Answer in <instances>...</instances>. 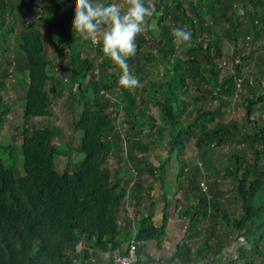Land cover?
<instances>
[{
	"label": "trees",
	"instance_id": "1",
	"mask_svg": "<svg viewBox=\"0 0 264 264\" xmlns=\"http://www.w3.org/2000/svg\"><path fill=\"white\" fill-rule=\"evenodd\" d=\"M12 1L0 0L1 52L8 54L6 37L20 23L23 28L15 38L16 52L6 59L20 68V112L25 125L19 145L22 167L10 162L15 158L11 148H4L9 152L7 159L0 156V264H88L89 252L79 249L84 244L96 255L103 252L111 259L114 254L122 255L124 244L131 242L138 246L137 264H153L147 245L161 248L173 214L185 222V238L169 259L154 264H264V120L253 118L264 107V83L257 78L264 70L257 66L256 78L254 72L246 71L255 58V43L264 40V0L152 2L155 14L148 20L146 33L137 37L136 54L127 58V64L139 80L149 66L166 64L165 80L147 84L156 101L155 115L143 110V98L137 100L138 87L131 91L119 85L121 70L104 56L102 45L90 39H83L81 46L76 43L79 34L70 23L71 0H14V5ZM32 10L39 12L34 23L17 13ZM173 28L192 33L190 47L180 44L186 60L176 56ZM250 36L252 48L247 51L249 44L245 43L241 56L240 38L246 41ZM45 40L51 43L50 49ZM223 40L235 45L231 56L235 70L227 75L215 63ZM83 45H94L100 62L83 56ZM197 56H202L203 63ZM108 68L113 71L108 73ZM5 72H0V126L7 113L2 90L8 77ZM63 80L67 81L69 106L80 108L71 124L81 133L77 151L82 159L73 164L71 172L55 167V158L66 157L68 152L52 144L54 128L28 123L50 115L53 100L63 91ZM243 90L248 93L242 107L249 126L244 130L234 121L222 120L228 105L225 97H242ZM203 92L219 103L217 108L198 106L208 99ZM109 93L123 97L124 106ZM189 106L196 114L193 120L188 119ZM118 108L130 128L138 117L137 133L125 139V160L113 169L108 158L116 153L119 158L123 146L113 124V111ZM192 139L195 164L180 157ZM231 141L248 144V148L229 149L227 162L218 158L217 167L214 152ZM158 145L166 147L167 155L155 156V165L148 157ZM171 155H175L174 181L182 198L175 193L170 204L164 190ZM219 167L232 179V190L216 178ZM205 175L204 189L200 178ZM126 199L133 202L136 229L127 216L125 226L120 225ZM157 213L159 224L153 221ZM233 244L239 246L230 253Z\"/></svg>",
	"mask_w": 264,
	"mask_h": 264
},
{
	"label": "rangeland",
	"instance_id": "2",
	"mask_svg": "<svg viewBox=\"0 0 264 264\" xmlns=\"http://www.w3.org/2000/svg\"><path fill=\"white\" fill-rule=\"evenodd\" d=\"M8 2V0H6ZM109 4L111 3H120L121 5H124V0H107ZM93 2H100L105 4L104 0H93ZM154 2V0H152ZM209 2V0L207 1ZM74 3V2H73ZM15 2L14 0L12 1V5H14ZM75 5V4H74ZM21 17H24V19L27 22H32L34 23L39 15V12L36 10H32L30 12L24 11V12H18ZM18 15V14H17ZM73 18L70 19V23L72 24V21L75 16V11L73 13ZM188 27V26H187ZM22 25L20 23H17L15 26V30L13 33H9L6 37V49L8 52L3 54L1 52V42H0V72L2 70H5V73H8V77L4 78L3 84L4 88L3 90V99L5 101V105L7 106V113L3 115V123L2 126H0V156L3 159H7L8 157V151H5L4 148L9 147L12 150L13 156L15 157L13 160L10 162L17 166V168H21L23 164V157L21 155L19 145L21 143V129L23 125H25V122L21 116V107L23 105V88L21 86V73L19 72V66L15 62L12 61V59L7 60V57L12 58V53L16 52L15 51V41H16V35L17 33L22 30ZM147 28V27H146ZM42 32L44 33L45 30L43 29ZM143 33H146V29ZM79 35H75V41L77 44L81 46V43L83 39L85 38L78 33ZM155 34H158L155 32ZM149 40L151 39L150 37L148 38ZM252 37L250 36L246 41L240 38V43H239V50L238 52L240 55H244V46L245 43H248L249 45L246 46V50L249 51L250 48H252V43H251ZM264 40H258L255 43V58L253 62H249L248 66L246 68L247 72H250L252 74L253 72L255 73L254 78H256V70L257 66H263L264 70ZM91 42V40H90ZM92 43V42H91ZM45 44H47V48L50 49L51 43L48 40H45ZM93 44V43H92ZM93 47H89L86 45H83L82 47V55L87 56L88 58L95 60L97 62H100L101 59L97 56L96 50ZM154 50V48L152 47ZM220 50H221V55L215 58V63L217 67L222 71V75H227L231 74L234 72V65H235V60L232 59V55L235 52V45L230 42L229 40H223V42L220 44ZM52 50L49 51V55H51ZM105 56V55H104ZM176 56L177 58H180L181 60H186L187 59V54L185 52L184 47L181 45H177L176 48ZM5 57V58H4ZM106 57V56H105ZM198 59L203 63L202 56H197ZM174 58V56H173ZM66 59H62L61 62H65ZM109 60H111L109 58ZM62 65H65L63 64ZM111 63L115 65V63L111 60ZM166 64H161L158 65V68L155 67L156 65L149 66L148 69L143 74H139L140 76V85L137 88V100L139 101L141 98L144 100L143 104V110L148 113V114H154L157 112V107L155 105V100L151 96V92L147 89V84L151 81L157 82L159 80H165L166 77H164L165 74H163L164 67ZM154 66V67H153ZM97 67V66H96ZM108 73H111L113 71V68H108ZM264 72V71H263ZM131 73V71H130ZM253 73V74H254ZM133 75V73H131ZM134 76V75H133ZM261 78L263 83H264V74L263 76H257V78ZM64 82V88L62 93L56 97L51 106H50V115L45 118H36L33 120L28 121L29 124H33L38 128H44V127H53L54 128V135L52 139V144L57 148L62 151L68 152L67 156L65 157H58L55 158V167L60 171H72L73 164L77 163L82 159V154L78 153L77 151V146L79 143V136H81L80 132H75L72 127V121L77 118V112L80 109L78 105L74 104L73 108L75 111H72L71 106H69L67 98V81L63 80ZM197 88V87H196ZM201 89H205V86H201ZM131 91L133 89H130ZM239 90H242V87H239ZM114 93V92H111ZM109 93L107 96H112L115 100L116 103L120 105V107L124 106V98L120 96H116L114 94L111 95ZM197 92L195 91L193 94H196ZM243 96L242 97H236L234 96L232 99L225 97V99L228 101V105L225 111H223L222 114V120L226 123H230L232 121L236 122L239 127L244 130V127H249L247 124V121L245 120V110L242 107V102L244 101V97L248 96V93L246 90H243ZM247 94V95H245ZM199 95V94H198ZM202 95L207 96V100H204L200 103H197L198 106H201L204 110H214L217 108L219 103L217 101H213L209 98V95L207 93H202ZM187 99V97H185ZM230 102V103H229ZM72 103V102H71ZM70 103V105H71ZM188 114L191 113V116H189V120H193L196 116V114H193L192 112V107H188ZM113 116H114V126L115 130L123 142V146L121 151L119 152V158L116 154L111 155L108 158V166L110 168L116 167L120 162H124L125 160V154L127 151V146L124 144L125 139L129 138L131 133H137V128H135V124L138 120V117L136 119H133L134 121V128H130L127 123L124 122V116L122 115V109L118 108L113 111ZM187 118V116H185ZM259 118L264 120V107L258 112L257 115H255L253 118ZM159 119V117H157ZM252 131V128H249L248 132ZM142 139V142H145L143 136H140ZM194 139L189 141L187 143V149L183 154L180 155V157L184 160L187 161H192L194 164L197 162L196 160V151H195V146H194ZM231 148H248V144H241L240 142L237 141H231V143H228L227 146L221 147L217 149L214 153L213 159L215 160V165L218 167L219 164V159H225L227 158V155L230 153ZM230 149V150H229ZM167 155L166 147L163 145H158L156 149L152 152L151 155H149L148 159L150 163L152 164H157L155 156L159 158H164ZM175 155H171L168 163V170H167V176H166V181L167 179L173 184H175L176 189L178 188L177 183L174 181L175 173H176V168H175ZM227 162V161H226ZM226 163L225 165H227ZM219 173L216 175L217 179L219 180L220 183L225 184V188L228 190H232V186L234 185L233 181L231 178L226 177V174L223 170H221V167H219ZM201 183L204 181H208L207 176L201 177L200 178ZM205 189V186L203 187ZM176 197L182 198V193L181 191L177 192ZM232 192L229 193V195L232 196ZM173 205V204H172ZM230 206L233 207V205L230 203ZM174 209V207H171ZM239 245H232L230 248V253H235L236 248Z\"/></svg>",
	"mask_w": 264,
	"mask_h": 264
},
{
	"label": "clouds",
	"instance_id": "3",
	"mask_svg": "<svg viewBox=\"0 0 264 264\" xmlns=\"http://www.w3.org/2000/svg\"><path fill=\"white\" fill-rule=\"evenodd\" d=\"M75 16L73 30L93 44L102 45L103 54L121 70L119 85L134 89L139 78L129 72L127 58L135 56L136 39L148 27V20L155 14L152 0H124V5H105L93 0H73ZM175 42L191 46L192 33L184 28H173Z\"/></svg>",
	"mask_w": 264,
	"mask_h": 264
},
{
	"label": "crops",
	"instance_id": "4",
	"mask_svg": "<svg viewBox=\"0 0 264 264\" xmlns=\"http://www.w3.org/2000/svg\"><path fill=\"white\" fill-rule=\"evenodd\" d=\"M176 186L173 184V182L169 181L167 179L166 186H165V194L167 195V200L171 204V200L173 196H175L176 193ZM157 194V192H156ZM133 202L130 199H126L125 209H122L120 211V225L125 226V216H127L129 219L133 220L132 228H137V223L135 220V213L132 210ZM159 210L162 209V204H159ZM127 211V214H125L123 211ZM172 214V213H171ZM170 215V213H168ZM160 213H157L156 216L153 218V221L156 224H159L160 222ZM185 231H186V224L178 218L176 215L169 216V221L165 229V235L162 238L161 248L158 249L155 247L154 243H149L147 245V251L152 257L153 264L158 261L159 259H169L174 253L176 246L185 238ZM127 244H124L123 251L125 252V249L127 247ZM89 247L84 244L79 249L87 250L89 252V259L90 262L88 264H110V255L105 254L103 252H100L99 255H96L95 252L88 249ZM97 258H99V262L97 263ZM80 264V263H78Z\"/></svg>",
	"mask_w": 264,
	"mask_h": 264
},
{
	"label": "built area",
	"instance_id": "5",
	"mask_svg": "<svg viewBox=\"0 0 264 264\" xmlns=\"http://www.w3.org/2000/svg\"><path fill=\"white\" fill-rule=\"evenodd\" d=\"M71 2L73 3V0H71ZM74 11H75V5H74ZM238 87H240V85H238ZM201 186L204 187L205 184L202 183ZM137 249L138 246L136 243L131 242L127 244L125 252L122 255L114 254L111 257L110 264H137L139 261V255Z\"/></svg>",
	"mask_w": 264,
	"mask_h": 264
}]
</instances>
